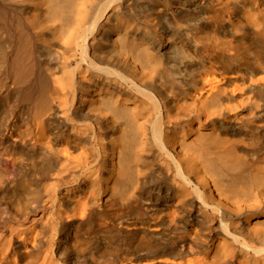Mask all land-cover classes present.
<instances>
[{"label":"bare ground","instance_id":"obj_1","mask_svg":"<svg viewBox=\"0 0 264 264\" xmlns=\"http://www.w3.org/2000/svg\"><path fill=\"white\" fill-rule=\"evenodd\" d=\"M0 264H264V0H0Z\"/></svg>","mask_w":264,"mask_h":264}]
</instances>
